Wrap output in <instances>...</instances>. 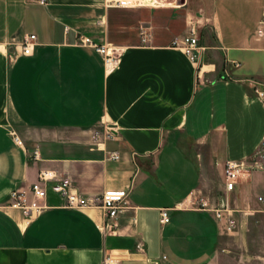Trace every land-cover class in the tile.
<instances>
[{"label":"crops","instance_id":"crops-1","mask_svg":"<svg viewBox=\"0 0 264 264\" xmlns=\"http://www.w3.org/2000/svg\"><path fill=\"white\" fill-rule=\"evenodd\" d=\"M115 1L0 0V264H264V237L257 247L247 211L229 201L264 211V169L228 193L224 178L227 160L264 141V0H185L207 48L200 67L160 41L119 45L110 70L78 36L107 41ZM30 33L37 44L24 55ZM43 169L90 198L129 189L118 232H102L101 207H65L51 182L40 216L9 207ZM200 198L229 210L218 217Z\"/></svg>","mask_w":264,"mask_h":264},{"label":"built area","instance_id":"built-area-1","mask_svg":"<svg viewBox=\"0 0 264 264\" xmlns=\"http://www.w3.org/2000/svg\"><path fill=\"white\" fill-rule=\"evenodd\" d=\"M45 1H42L44 3ZM111 6L115 7H134L137 3L131 0H118L112 2ZM260 34H264V30H260ZM37 44V35L30 33L24 36L22 41V53L24 55H32ZM78 44L91 46L101 53L106 65L110 70L117 66L118 50L111 47L107 41H98L86 35L78 36ZM173 46L181 47L187 57L195 63L198 67L201 66L202 56L206 51V46L202 44L200 34L196 23L193 21L190 24L188 32L180 38H176L172 42ZM259 96L264 97V91L256 88ZM113 127H105V138H112ZM15 141L22 145V139L14 133ZM99 132L95 131L92 135L93 141L97 147L102 144V139ZM35 158L38 157V152H35ZM111 157L114 159L119 158L118 152H113ZM132 160H137V153H132ZM264 169V141L256 149V151L249 157L241 160H227L224 165V178L226 193L235 189L239 179L245 174L251 173L255 170ZM49 182L52 190L61 195L64 199V206L69 208H82V207H101L104 212V222L101 226L102 232L107 234L117 233L120 228V218L126 208V200L129 195V189H107L100 196L93 198L87 197L75 190L72 181L69 178H58L52 170H41L39 178L35 181L29 190H21V188L14 189L10 193L8 206L20 209L28 219H34L40 216L48 207L47 195ZM224 200V199H223ZM259 200L264 201V196H259ZM199 207L204 209H211L221 217L224 211H228L227 200L226 204L222 202L218 206H211L207 201L200 198L198 200ZM161 221L168 223L171 220V209H161ZM236 227V221L233 218L229 219L228 228L233 229ZM109 260L105 257L104 263Z\"/></svg>","mask_w":264,"mask_h":264},{"label":"rangeland","instance_id":"rangeland-1","mask_svg":"<svg viewBox=\"0 0 264 264\" xmlns=\"http://www.w3.org/2000/svg\"><path fill=\"white\" fill-rule=\"evenodd\" d=\"M187 17V10L177 0H156L152 4L144 2L134 7L111 8L106 40L115 49L123 44L173 42L188 32L190 22ZM219 192L217 188L215 195ZM219 196L224 199L223 194ZM229 201L231 208L237 209L235 213L247 211L259 247L258 243L262 244L264 237L263 209L253 210L248 204L243 205L236 195Z\"/></svg>","mask_w":264,"mask_h":264},{"label":"water","instance_id":"water-1","mask_svg":"<svg viewBox=\"0 0 264 264\" xmlns=\"http://www.w3.org/2000/svg\"><path fill=\"white\" fill-rule=\"evenodd\" d=\"M178 4L182 5L185 3V0H177Z\"/></svg>","mask_w":264,"mask_h":264}]
</instances>
